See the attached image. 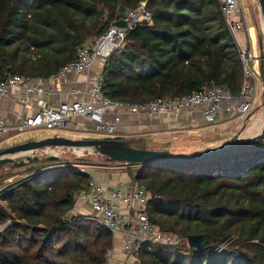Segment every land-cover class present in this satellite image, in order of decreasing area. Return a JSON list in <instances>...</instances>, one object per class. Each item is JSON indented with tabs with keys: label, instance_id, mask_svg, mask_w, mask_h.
<instances>
[{
	"label": "trees",
	"instance_id": "16d2710c",
	"mask_svg": "<svg viewBox=\"0 0 264 264\" xmlns=\"http://www.w3.org/2000/svg\"><path fill=\"white\" fill-rule=\"evenodd\" d=\"M144 2L151 24L128 32L124 47L105 63L110 100L139 104L212 86L239 95L242 65L221 0H0V82L50 78L88 39L123 19L122 8L136 11ZM182 138L201 141L165 132L152 143L174 148ZM77 163L49 173L31 170L0 192V264H105L111 234L72 215L90 179L74 168ZM136 165L131 179L157 196L148 207L151 222L184 239H208L203 250L144 251L142 264H264V143L200 163Z\"/></svg>",
	"mask_w": 264,
	"mask_h": 264
},
{
	"label": "built area",
	"instance_id": "2783aa9c",
	"mask_svg": "<svg viewBox=\"0 0 264 264\" xmlns=\"http://www.w3.org/2000/svg\"><path fill=\"white\" fill-rule=\"evenodd\" d=\"M221 1L226 26L237 43L242 65L243 82L238 96L227 87L212 86L182 98L139 104L110 100L105 95V63L124 47L128 32L137 25L151 24L144 2L123 18L126 28L113 24L100 38L88 39L77 57L50 78L9 76L0 82V98L13 100L29 112L26 116L15 115L14 119L0 117V138L20 137L34 130H51L56 137L71 131L80 134L82 140L91 135L124 139L121 128L125 116L152 121L196 113L203 125L212 129L231 121L247 122L259 89L264 93V50L260 56L240 41V36L251 29L241 0ZM262 126L264 130V118ZM189 128H197L196 122L192 120ZM55 151L65 152L61 148H49L38 155L59 157ZM74 167L79 173L90 175L88 188L76 195L74 210L87 213L85 218L97 222L113 238L114 245L107 253L105 264H142L144 251L153 253L166 248H190L187 239L162 231L151 222L148 207L157 196L125 174L126 170H137L138 165L108 162L105 170L114 172L115 177L105 181L91 175V172H98L96 169ZM107 183L112 186L107 187Z\"/></svg>",
	"mask_w": 264,
	"mask_h": 264
},
{
	"label": "water",
	"instance_id": "95a60500",
	"mask_svg": "<svg viewBox=\"0 0 264 264\" xmlns=\"http://www.w3.org/2000/svg\"><path fill=\"white\" fill-rule=\"evenodd\" d=\"M257 2L261 18L264 22V0H257ZM114 25L120 28L127 27V23L124 19L117 21ZM258 44L262 53L264 50V41L261 35L258 36ZM259 143H264V130L261 134L253 137L241 138L237 135L217 147L193 153H175L170 150L134 148L128 140H73L63 137H53L40 141L27 142L0 151V171L6 169L8 166L11 168H21L33 162H37L41 159L38 153L49 148H61L75 152L81 151L82 154L86 152L90 154L96 153L109 163L141 164L143 166H148L158 164H193L210 161L243 152ZM45 160L48 162H55L59 160V157L48 156ZM68 222L69 220L67 219L66 223ZM187 240L189 247L195 250H203L208 244V239L205 235L190 236Z\"/></svg>",
	"mask_w": 264,
	"mask_h": 264
},
{
	"label": "rangeland",
	"instance_id": "374dc122",
	"mask_svg": "<svg viewBox=\"0 0 264 264\" xmlns=\"http://www.w3.org/2000/svg\"><path fill=\"white\" fill-rule=\"evenodd\" d=\"M241 3L243 4L245 8V13L247 17V24L252 26L256 30V26L259 27V32L257 33L258 36L263 37L264 41V22L260 15V10L258 6L257 0H241ZM126 14H124L125 16ZM261 56V53H258ZM262 103V100H260L259 104ZM256 106V104H255ZM263 106L258 109L253 110V113L250 115L247 122H239L235 121L234 123H230V125H221L217 128H214L212 131L206 132V138L203 140V143H196V144H190V142H187L182 138L180 146H176L174 148H169L170 151L174 152H185V153H193V152H201L206 151L211 148L217 147L224 142H227L231 140L233 137L239 135L241 138H247L251 137L252 135H256L258 133L257 130L254 129V123H258V125L263 124ZM262 129V128H261ZM260 129V130H261ZM188 135V134H187ZM195 135V134H192ZM56 137V133L51 130H34L30 131L27 134L20 136V137H11L10 139H4V137L0 138V151L5 150L10 147H14L20 144H24L31 141H40L43 139L53 138ZM60 137L73 139V140H81L82 136L80 134H76L75 132L67 131L62 132L60 134ZM139 135L130 136L128 138H125V140H134V141H140V143H135V146L139 147H145L144 149L152 148L151 150H164L162 147H158L157 145L153 143H148L144 139L141 140L139 138ZM107 137L100 136V135H91L88 136L86 139H104ZM56 155L57 152H54ZM41 159L39 161L41 162H35L33 164L26 165L25 167H21V169H15L13 168L11 172L18 174H21L22 176H18L20 179L21 177L25 176V173L31 170L38 171L39 173H49L60 170L58 167H72L73 163H77V160H83L84 162L82 164L74 165V166H80L83 168H86L88 170L90 169H96V173H92L94 177L95 174L103 175L104 179H113L115 177V173L112 171L105 170L108 167V162L100 156H98L96 153L90 154L89 152H86L85 154H82L81 151H68L65 150L61 155H59L60 163L58 162H49V163H42L48 155L41 154ZM80 157V158H79ZM75 168V167H74ZM138 170L129 169L126 170V175L131 177L130 175L134 176L136 175ZM32 172V171H31ZM91 172V171H89ZM12 180V177L10 179H7V181ZM2 183H4L2 181ZM0 183V184H2ZM73 215V214H72ZM79 216V215H77ZM4 227H0L2 229ZM226 246H223L221 249L225 248Z\"/></svg>",
	"mask_w": 264,
	"mask_h": 264
},
{
	"label": "crops",
	"instance_id": "0c3cea01",
	"mask_svg": "<svg viewBox=\"0 0 264 264\" xmlns=\"http://www.w3.org/2000/svg\"><path fill=\"white\" fill-rule=\"evenodd\" d=\"M129 12L122 8L120 10V15L123 17H126L127 14ZM124 14H126L124 16ZM249 28H251L249 30V32L243 34L240 36V41L242 43V45L246 48H252L255 53H261L260 49H259V44H258V35H257V30H255L254 28H252V26L248 25ZM260 100H262V103L259 104ZM264 103V93L262 92V89H259L258 95H257V102H256V106H254V110L258 109L262 106V104ZM27 114H29V112L25 111L21 106H19L15 101L13 100H4L0 98V117L3 118H8V119H14L15 115H19V116H26ZM195 121L197 128L195 129H191L190 127V123L191 121ZM235 121H231V122H227L221 125H230V123H234ZM237 122V121H236ZM220 125V126H221ZM262 125H258V123H254V129L257 130L256 133L261 132V128ZM261 129V130H260ZM214 130V128H206L202 121L199 118V114H190V113H184L182 114L180 117H174V116H167V117H160L156 120H152L149 121L146 118H141V119H132L130 117H123V127L121 128V134L123 135L124 139L128 138L130 136H134V135H139L141 138V140H145L148 143H152L153 141V137L155 135H158L160 133H165V132H170V133H174V134H178V133H187L189 136H196V137H201V141L200 143H203V139H207L206 136V132L208 131H212ZM195 134V135H192ZM11 137H4V139H10ZM15 138V137H14ZM226 143V142H224ZM170 147L168 148H162L164 150H169ZM152 149V148H149ZM58 155H61L62 153H58V151H56ZM71 153V152H70ZM10 173L12 175H15V177L12 178V180L7 181V179H2L1 177L4 174ZM93 172H91L92 175ZM96 173V172H94ZM22 176L21 174L16 175V173L11 172V168L8 166L6 169L1 170L0 171V183H2V181L4 183L0 184V189L1 188H5L6 185L11 184L17 180H19V177ZM93 176V175H92ZM95 178L100 180V181H105L103 178V175H99V174H95ZM25 176L21 177L24 178ZM107 187L112 186L111 183H107L106 185ZM85 212H88L87 209H84ZM73 215H83L85 216V214L87 213H81V212H76L75 210H73L72 212ZM3 230L0 229V231Z\"/></svg>",
	"mask_w": 264,
	"mask_h": 264
},
{
	"label": "bare ground",
	"instance_id": "6f19581e",
	"mask_svg": "<svg viewBox=\"0 0 264 264\" xmlns=\"http://www.w3.org/2000/svg\"><path fill=\"white\" fill-rule=\"evenodd\" d=\"M263 132V126H262V130H261V132H259L258 134H256V135H259V134H261ZM252 136H255V135H252ZM19 158V157H18ZM17 159V158H16Z\"/></svg>",
	"mask_w": 264,
	"mask_h": 264
}]
</instances>
